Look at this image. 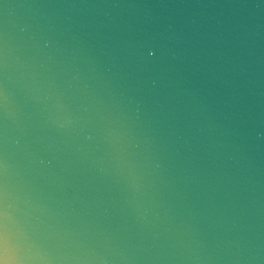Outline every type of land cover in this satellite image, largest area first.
I'll list each match as a JSON object with an SVG mask.
<instances>
[{"label": "water", "instance_id": "water-1", "mask_svg": "<svg viewBox=\"0 0 264 264\" xmlns=\"http://www.w3.org/2000/svg\"><path fill=\"white\" fill-rule=\"evenodd\" d=\"M0 264H264V0H0Z\"/></svg>", "mask_w": 264, "mask_h": 264}]
</instances>
